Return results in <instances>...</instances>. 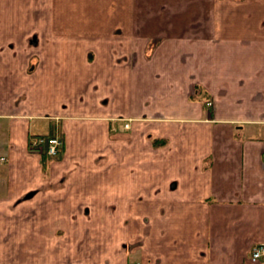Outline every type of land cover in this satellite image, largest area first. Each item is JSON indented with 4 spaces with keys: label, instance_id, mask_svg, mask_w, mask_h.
Segmentation results:
<instances>
[{
    "label": "crops",
    "instance_id": "1",
    "mask_svg": "<svg viewBox=\"0 0 264 264\" xmlns=\"http://www.w3.org/2000/svg\"><path fill=\"white\" fill-rule=\"evenodd\" d=\"M87 2L0 0V264H264V0Z\"/></svg>",
    "mask_w": 264,
    "mask_h": 264
},
{
    "label": "built area",
    "instance_id": "2",
    "mask_svg": "<svg viewBox=\"0 0 264 264\" xmlns=\"http://www.w3.org/2000/svg\"><path fill=\"white\" fill-rule=\"evenodd\" d=\"M212 101H207V105L211 106ZM63 147V139L59 134L55 135H36L30 137V150L40 154H46L50 157H58ZM2 160L5 157H1ZM264 258V244L256 246L252 253V260L257 261Z\"/></svg>",
    "mask_w": 264,
    "mask_h": 264
},
{
    "label": "rangeland",
    "instance_id": "3",
    "mask_svg": "<svg viewBox=\"0 0 264 264\" xmlns=\"http://www.w3.org/2000/svg\"><path fill=\"white\" fill-rule=\"evenodd\" d=\"M88 0H80V4L79 5H81V6H84V7H89V6H91L90 5V3H88L87 2ZM107 1V0H106ZM109 3H110V1H108V2H106V3H103L104 4V6L106 7L105 8V10H100V11H98V10H96L95 12H90V14H91V16H95L96 17V13H97V16L99 15V16H101L104 12L103 11H109V9L111 8V6H112V4H110L109 5ZM128 126V125H127Z\"/></svg>",
    "mask_w": 264,
    "mask_h": 264
}]
</instances>
